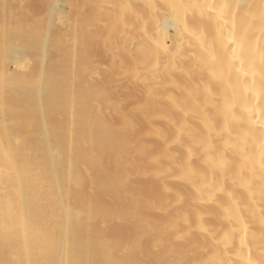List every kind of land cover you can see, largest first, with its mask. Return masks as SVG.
I'll return each instance as SVG.
<instances>
[{
	"label": "bare ground",
	"instance_id": "1",
	"mask_svg": "<svg viewBox=\"0 0 264 264\" xmlns=\"http://www.w3.org/2000/svg\"><path fill=\"white\" fill-rule=\"evenodd\" d=\"M262 128L264 0H0V264H264Z\"/></svg>",
	"mask_w": 264,
	"mask_h": 264
},
{
	"label": "clouds",
	"instance_id": "2",
	"mask_svg": "<svg viewBox=\"0 0 264 264\" xmlns=\"http://www.w3.org/2000/svg\"><path fill=\"white\" fill-rule=\"evenodd\" d=\"M193 7H203V4H200V5H192ZM261 135H262V137H264V128H262V130H261Z\"/></svg>",
	"mask_w": 264,
	"mask_h": 264
}]
</instances>
